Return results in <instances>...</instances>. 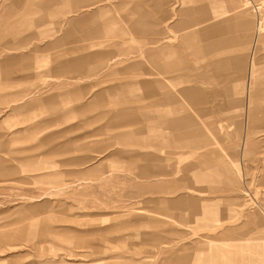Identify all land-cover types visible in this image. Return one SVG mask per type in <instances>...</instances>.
<instances>
[{
  "label": "rangeland",
  "instance_id": "obj_1",
  "mask_svg": "<svg viewBox=\"0 0 264 264\" xmlns=\"http://www.w3.org/2000/svg\"><path fill=\"white\" fill-rule=\"evenodd\" d=\"M43 1L0 87V264H264V0Z\"/></svg>",
  "mask_w": 264,
  "mask_h": 264
},
{
  "label": "crops",
  "instance_id": "obj_2",
  "mask_svg": "<svg viewBox=\"0 0 264 264\" xmlns=\"http://www.w3.org/2000/svg\"><path fill=\"white\" fill-rule=\"evenodd\" d=\"M52 3L53 1L46 2L43 0H0V87H12L14 86L13 82H20L17 83V86L28 82L30 54L26 47L28 45L29 24L33 23L34 26H37L38 22L52 23L46 20L44 12L30 17L31 12L38 13L37 11H30V9L60 6ZM38 17L40 19H37ZM170 64L172 63L170 62ZM11 94L12 91H7L0 96L6 95L7 97ZM164 99L167 100V97L165 96ZM155 102L156 99L154 104ZM20 108L23 111L26 107ZM167 123L168 127L172 125V121L167 120ZM158 126L160 123L156 124L155 129ZM158 130H155L154 135L160 134Z\"/></svg>",
  "mask_w": 264,
  "mask_h": 264
},
{
  "label": "bare ground",
  "instance_id": "obj_3",
  "mask_svg": "<svg viewBox=\"0 0 264 264\" xmlns=\"http://www.w3.org/2000/svg\"><path fill=\"white\" fill-rule=\"evenodd\" d=\"M260 29V28H259ZM260 32H261V34H259V36H258V38H257V40L258 41H261L262 40V38L261 37H264V30L263 29H260ZM210 46H208L207 48H209ZM212 47V46H211ZM221 47H223V46H221ZM220 49V47L219 46H217V51ZM220 56H221V54H220ZM254 61V60H253ZM252 61V62H253ZM250 63V62H249ZM249 83H250V81H249ZM227 90H229V91H231L232 92V84L231 85H229L228 86V89ZM208 92V91H207ZM204 109V108H203ZM210 213V212H209Z\"/></svg>",
  "mask_w": 264,
  "mask_h": 264
}]
</instances>
